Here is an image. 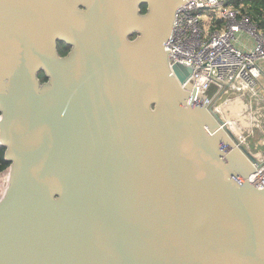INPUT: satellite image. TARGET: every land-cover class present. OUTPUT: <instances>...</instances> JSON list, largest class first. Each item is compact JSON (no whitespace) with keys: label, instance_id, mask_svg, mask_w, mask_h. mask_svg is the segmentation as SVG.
Masks as SVG:
<instances>
[{"label":"water","instance_id":"1","mask_svg":"<svg viewBox=\"0 0 264 264\" xmlns=\"http://www.w3.org/2000/svg\"><path fill=\"white\" fill-rule=\"evenodd\" d=\"M185 1L0 0V264H264L255 168L169 67Z\"/></svg>","mask_w":264,"mask_h":264},{"label":"built area","instance_id":"2","mask_svg":"<svg viewBox=\"0 0 264 264\" xmlns=\"http://www.w3.org/2000/svg\"><path fill=\"white\" fill-rule=\"evenodd\" d=\"M242 7L230 0H186L176 12L165 50L177 80L175 64L192 69L180 86L192 85L198 95L207 96L211 113L225 122L254 166L250 182L264 189V151L258 149L264 146V28ZM235 103L242 105L237 118L225 110Z\"/></svg>","mask_w":264,"mask_h":264},{"label":"trees","instance_id":"3","mask_svg":"<svg viewBox=\"0 0 264 264\" xmlns=\"http://www.w3.org/2000/svg\"><path fill=\"white\" fill-rule=\"evenodd\" d=\"M230 2L235 6H243V10H246L252 19L264 28V0H230ZM143 10L146 11V5L143 6ZM5 152L6 147H0V172L7 171L10 166V162L6 160Z\"/></svg>","mask_w":264,"mask_h":264},{"label":"rangeland","instance_id":"4","mask_svg":"<svg viewBox=\"0 0 264 264\" xmlns=\"http://www.w3.org/2000/svg\"><path fill=\"white\" fill-rule=\"evenodd\" d=\"M235 104H237V103H235ZM239 114H240V112L235 115V118L239 117ZM255 131H258V130H255ZM256 134H257V136H259V133L256 132ZM255 140L256 139L253 137L249 138V142L251 143V145H253V146L255 145ZM258 149H261L262 151H264V146L259 147ZM8 175H9L8 170L4 171V172H0V198L2 196V192L4 193L5 188L8 185L7 184Z\"/></svg>","mask_w":264,"mask_h":264},{"label":"flooded vegetation","instance_id":"5","mask_svg":"<svg viewBox=\"0 0 264 264\" xmlns=\"http://www.w3.org/2000/svg\"><path fill=\"white\" fill-rule=\"evenodd\" d=\"M142 10H143V7H142ZM145 11L143 10V13H144ZM58 46H59V51H60V53H61V55H66L67 53H68V51H69V47L68 46H66L64 43H61V42H59L58 43ZM40 77L42 78V80H43V77H42V75H40ZM44 81V80H43ZM3 145L0 143V147H2Z\"/></svg>","mask_w":264,"mask_h":264},{"label":"bare ground","instance_id":"6","mask_svg":"<svg viewBox=\"0 0 264 264\" xmlns=\"http://www.w3.org/2000/svg\"><path fill=\"white\" fill-rule=\"evenodd\" d=\"M229 109L233 111L232 115L235 117V115L238 114L240 110L242 109V105L240 103H237V104H234L233 106L225 108V110H229Z\"/></svg>","mask_w":264,"mask_h":264}]
</instances>
